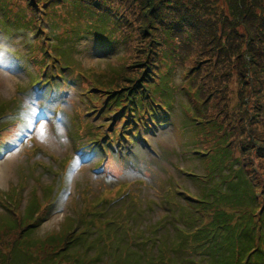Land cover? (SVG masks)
Returning a JSON list of instances; mask_svg holds the SVG:
<instances>
[{"label":"rangeland","instance_id":"1","mask_svg":"<svg viewBox=\"0 0 264 264\" xmlns=\"http://www.w3.org/2000/svg\"><path fill=\"white\" fill-rule=\"evenodd\" d=\"M174 1L188 15L194 16L196 14L199 16L197 18L200 22L198 25L201 27L191 29V40L182 44L179 53H175L174 58L165 63L171 62L173 64L169 82L170 88L165 85L169 76H159L161 79L160 84L164 87L163 90L165 92L163 97L168 102L171 112L170 118L165 115V120L168 122L163 127L151 126L149 128L150 123L146 124L142 119L138 120V115L136 114L135 119L138 122L135 128L133 122H126L124 124L125 130L129 131L126 141H128L131 147V153L115 149L118 133L114 132L112 135L114 145L105 148L103 154V157L107 158L108 163L98 160L94 164L93 169L96 168L103 171L100 178L94 181L96 184L95 188L90 186L91 181H93V175L89 173V165H84L77 174L73 173L66 192L68 196L62 197L60 195L57 197L60 187L59 183H57L58 187L48 195L46 200L45 210L49 212V215L43 226L38 229L40 234H45L53 229L60 230L61 224L66 218L75 217L81 210L82 205L77 195H75L74 181L80 180L82 176L92 179L90 182L84 180L79 182L80 188H83L84 203L86 204L93 202L97 196H105L117 190L121 191L114 198L116 206L107 211V217L111 218V220H106L105 223L107 225H104L103 229L106 232L119 233L120 238L117 239V243H121L119 251L115 250L117 246L116 241L110 244L112 249H108V243L102 232L104 249L103 255H98V262H108L109 264L179 263L176 258L170 255L167 257L165 252L154 254L149 250L141 251L135 247L136 237L148 235L147 229L149 228L150 232L153 233L148 223L157 220L162 213L161 209H153L150 213L144 214L145 210L139 209L140 202L142 201V192L143 190L151 189L150 183H148L151 180V183L156 185V190L151 191L150 194L147 193L148 195L145 197L146 201L148 202L151 199L158 200V196L167 185L168 179L173 178L170 181L175 187H180V185L175 183L178 181L190 193V196H183L184 194L182 193L180 195L177 194L178 200L197 204V199L203 198V196L198 193L200 192V189L197 187L199 185H196L192 181V178L195 176H187L185 172L180 171V167L182 165V167L184 166L187 169L188 166V170L192 171L196 176L202 178L204 173V176L210 179L212 173L214 174L215 172L209 173L204 164L206 163L207 167L212 168L214 167L213 161L216 158L222 157L219 149L225 147L227 144L225 139L227 132L228 143H230L232 150L228 157L229 162L237 160V165L245 169L244 174L247 173V175L253 178L258 192L261 187H264V143L257 146L255 142L247 140L249 139L248 136L245 139L242 138L244 129L248 130L247 124L251 119L254 121L253 125H251V130H256L255 133H260L258 139L264 138V125L261 121L259 123L256 122L257 116L264 121V110L257 114V116H253L254 112L252 110L254 107V110L257 112L255 106L258 107V105L263 104L259 100V96L260 89L264 85V77L256 74L253 82L252 80L251 82L246 80V84L240 82L234 67L235 65L232 62L234 56L232 55L231 46L220 47V44H222L220 40L223 41V44L225 42L224 34L228 35L229 42H235L234 34L236 35V33L232 30L233 27L239 33L246 32L247 29L257 33L262 32L263 34L259 36L264 40V0H244V3H242V0H206L208 3L204 2V0ZM228 1H231V6ZM140 7L141 5L139 4V14L141 12ZM68 9V6L64 5L51 11L49 21H53L54 26L60 27L63 19L58 15V12ZM232 9L236 11L240 9L237 20ZM137 13L138 11L131 3L128 7V16L125 22L127 29H133L127 36L128 46L124 52L127 59L115 61L114 56L105 53V59L111 64L107 65L106 62L99 60L100 58H97L96 53L93 52L92 44L97 52H100L104 47L110 51L114 50L115 43H113L111 34L107 31L108 27L103 28L101 25H96L89 29L84 28L86 32L82 33L79 37H75L79 42L86 39L92 43L82 46V53L79 56L82 64L86 67H93L94 70H105L104 72L106 73H112V76L124 70L126 74L120 76L118 81L122 87L128 85V78H131L134 74L136 75L135 70L138 68L137 66H133L131 70L128 65H135L139 61H146V53L149 50L157 48L154 40L155 33L151 34V32H146V30L144 33L141 32L142 19L140 16L138 18ZM247 13H249V16L246 18L243 15H247ZM201 17L204 19L202 22ZM224 18L227 21L228 19L232 21L228 25L225 23L223 27L222 20ZM10 23L11 18L2 14V9L0 8V36L2 38H9L11 42L17 37V33L10 34L8 32V25ZM16 40L15 47L19 48V51L15 54L16 66L21 70L28 82H31L32 85H38L40 90L38 103H44V101L48 100L47 89L51 87L53 81L59 79L62 80L61 88L64 90L69 85H74L82 90L87 88L88 84L94 85L93 81L88 82L84 80L76 72L83 70L79 62L74 58H68V54L72 50L69 39L64 41V58L67 65L65 71H59L57 64L52 61L53 57L60 55V51H53L50 46L42 45L39 41L33 39L21 41L18 38ZM141 43H143V49L136 55L134 53L136 45ZM120 44L121 47L118 46L115 51L117 56L124 49L122 41ZM149 55L151 56L150 60H152L153 55ZM163 59L167 60V57L163 56ZM216 59L220 60V64L218 61H215ZM229 59L232 62L231 64L228 62ZM242 64L240 63L238 66L240 67ZM164 66L161 67L160 71L166 69ZM260 69L263 70L262 68ZM186 70H188V75L193 74L195 79L193 82L186 78ZM0 81H2V85L0 84V98L6 100L14 95L15 86L21 83L22 77L17 75V72L12 74L8 68H4L0 72ZM181 81H187V83L183 82L180 84ZM197 86H200L201 89L199 90ZM194 89L198 96L194 92ZM18 93L26 95L30 104H33L35 101V95L28 90L18 88ZM67 96L74 104L78 105L80 110L87 113L83 115L84 117L92 115L90 113L91 104L88 100L84 101L85 97L80 93V90L72 87L67 92ZM90 98L94 99V97ZM196 98L204 106H200ZM244 100L245 104L242 103ZM10 106V114L14 116L11 122L19 123L22 116L32 113V108L23 106L18 99H12ZM61 109L65 114H70L71 112L70 107L66 105H63ZM148 110L152 113L151 108ZM158 110L162 112V109L158 108ZM247 114L250 115V118L246 121ZM205 117L214 118L207 120ZM216 117H224V121L228 122L227 132L222 124V120L217 121ZM106 122L97 121L96 123ZM21 124L24 123L21 121ZM81 127L88 128L89 123L71 126L72 131ZM130 131L132 134H130ZM144 131H147L149 145L155 151L158 152L159 150V159L152 158L142 151L138 138L140 137L139 134H144ZM32 137L35 138V143L27 145L26 142H20L12 149L11 155L8 158H1V170L8 169L9 175L0 176V191H5L9 186L16 185L22 179L24 171L30 168L35 159L53 165L51 156H57L59 160L63 161L69 155H72L74 151L68 139L61 140V134L58 135L59 140L56 141L51 133L46 131V129H42ZM71 137L76 144L80 142L79 136L74 134ZM60 145H62L61 148H59ZM144 145L147 146L146 143ZM157 147H159L158 150ZM33 148L36 149L37 153L35 158L30 154ZM207 149L210 151L209 155H203L204 150ZM192 153L199 154L200 157L193 156ZM166 160L174 162L169 164L175 171L169 168ZM53 166L58 167V165ZM67 169L68 166L65 165L62 168V175L61 173H57L58 176H65ZM128 170L137 171L141 175L142 181L136 184L123 183L121 179ZM36 171L41 174L40 183L52 191L57 177L39 167ZM228 171V177L235 172ZM223 176L225 175L221 174L217 178L219 179ZM62 182L65 183L64 179H62ZM28 183L32 184L33 180L28 179ZM25 202V200L22 201L21 208ZM72 202L75 203L74 212L70 208ZM170 203H173L174 206H172L170 213L166 212L165 214L167 222L161 226L160 231H157L160 243L166 246L178 244V240L171 238V232H184L190 224H193L185 216L187 207L183 203L178 201H170ZM130 207L134 210H130ZM150 207L151 204L148 203L147 208ZM259 207L260 204L253 210L254 215L259 211ZM238 213L242 221L248 220L249 215L245 208L240 209ZM254 220L257 221V218ZM77 224L81 225V222L78 221ZM5 225L7 227L14 226L9 220L6 221ZM0 232L3 233V231ZM147 243L148 241L145 242V244ZM191 248V246H186L183 251L191 250ZM225 248L231 250V245L227 244ZM16 256L22 257V254H17Z\"/></svg>","mask_w":264,"mask_h":264},{"label":"trees","instance_id":"2","mask_svg":"<svg viewBox=\"0 0 264 264\" xmlns=\"http://www.w3.org/2000/svg\"><path fill=\"white\" fill-rule=\"evenodd\" d=\"M32 1L33 0H25V3H23V5L25 7H29L30 2ZM57 1H61V0H57ZM81 1L89 5L92 4V0H81ZM106 1L108 3L107 7H104L99 3L96 4L97 8L101 9L102 11H97L95 14H99V16L102 17V21L106 23V21L111 18V13L108 12L111 11L110 7L116 6L117 8L116 20L118 21V30L120 33V38L122 32L125 33V30L124 28H122V25L126 22L125 15L128 14V7L126 8V6L131 3L133 4L134 8L138 11L137 13L138 18L140 16L142 19L141 22L142 28H151V29L156 28L159 22L176 25L177 23L180 24V22L178 21L179 19L184 20L185 24L192 23V25L196 27H201L200 25H198L200 23L197 19L199 16H197L196 14H194V16L188 15V13L185 10H183V8H180L178 3L174 0L172 1L170 0H117V1L106 0ZM47 2L48 0H45L44 4H46ZM204 2L208 3L206 0H204ZM228 2L229 5L231 6V1ZM242 3H244V0H242ZM139 4L141 5L140 14H139ZM105 9L108 11L107 12L103 11ZM180 9L183 10L182 14H180ZM232 10L234 16H236L235 19L237 20V16L240 13V9H238L237 11L234 9ZM173 16H176L174 21L171 20V17ZM243 16L247 18V16H249V13H247V15L244 14ZM25 20L26 19L21 14V17L19 16L13 19V22L17 24L23 22L22 25H24L25 27H29L26 23H24ZM202 21H204V19L201 17V22ZM228 21L226 20V18L222 20L223 27L225 26V23L226 25H228L231 23L232 20L228 19ZM232 30H234L236 33V35L234 34L235 42H229L228 35L224 34L225 42L223 44V41L220 40V42H222V44H220V47L231 46L232 55L234 56L232 62L235 65L234 67L238 79L243 84H246V80L253 81L254 76L256 74H260V75L262 74L261 71L259 70V65L261 64L260 55L264 54V40H262L259 35H262L263 33L262 32L257 33L249 29H247L246 32L239 33L234 27ZM215 61H218L220 64L219 59H216ZM228 62L229 64L232 63L230 59L228 60ZM240 63L243 64L239 67L238 64ZM140 66L141 67L144 66L142 69H139L137 71V74H139L141 78L146 74L147 76H149V74L152 73V70L150 69L149 65L144 64L142 62ZM257 82L260 83L258 80ZM249 126L250 124L247 125V127ZM235 168H236L235 178L232 179V183L229 185L233 202L237 204L243 202L244 199H247L249 203H254L257 200V196H256L255 183L253 182V178L251 176L247 177V175L244 174L245 169L243 167H235ZM221 218H223V215H221ZM226 235L228 238H232L229 234L226 233ZM243 238L251 242V236L249 234H247ZM242 251H240L239 253H241Z\"/></svg>","mask_w":264,"mask_h":264}]
</instances>
